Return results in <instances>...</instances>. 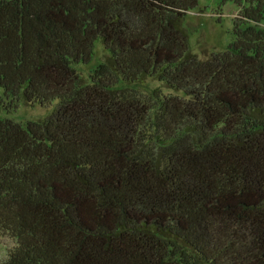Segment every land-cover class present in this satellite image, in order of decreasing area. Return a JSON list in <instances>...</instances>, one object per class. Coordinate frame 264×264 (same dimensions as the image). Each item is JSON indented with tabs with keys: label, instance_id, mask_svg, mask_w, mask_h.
Segmentation results:
<instances>
[{
	"label": "trees",
	"instance_id": "trees-1",
	"mask_svg": "<svg viewBox=\"0 0 264 264\" xmlns=\"http://www.w3.org/2000/svg\"><path fill=\"white\" fill-rule=\"evenodd\" d=\"M221 1L233 40L200 57L198 0H0V91L57 100L0 118L3 264H264V0Z\"/></svg>",
	"mask_w": 264,
	"mask_h": 264
},
{
	"label": "rangeland",
	"instance_id": "rangeland-1",
	"mask_svg": "<svg viewBox=\"0 0 264 264\" xmlns=\"http://www.w3.org/2000/svg\"><path fill=\"white\" fill-rule=\"evenodd\" d=\"M198 2V7L187 12L185 16V23L190 33V48L200 57L207 51L226 50L233 40V25L238 16V7L231 1L198 0ZM105 54L106 50L100 39H97L93 44L92 58L88 63L76 64L77 71L87 77L103 60ZM129 87L142 95H149L155 88L160 89L164 94H177L176 91L164 87L160 81L152 78L130 84ZM55 103L57 100L47 105L36 103L29 105L23 100H11L0 91V118H10L21 123L39 120L51 112ZM12 244V240L7 236L0 238V264H3L7 250Z\"/></svg>",
	"mask_w": 264,
	"mask_h": 264
}]
</instances>
